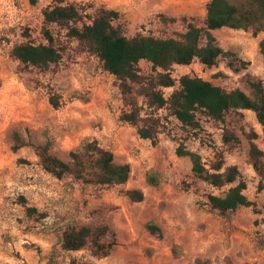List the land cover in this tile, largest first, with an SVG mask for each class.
<instances>
[{
	"label": "rangeland",
	"instance_id": "rangeland-1",
	"mask_svg": "<svg viewBox=\"0 0 264 264\" xmlns=\"http://www.w3.org/2000/svg\"><path fill=\"white\" fill-rule=\"evenodd\" d=\"M52 2L0 0V264H264V190L257 191L259 177L248 158L252 133L264 154V133L254 112L235 110L213 120L196 111L199 127H184L168 107L149 106L144 90L158 72L150 63L140 61L142 81L131 84L124 96L97 56L67 39L66 30L55 24L51 32L67 44L62 59L47 70L24 66L12 49L46 43L42 11ZM208 2L64 0L63 5L80 6L87 23L100 9L116 11L119 17L112 23L127 38L180 40L188 24L204 27ZM211 33L229 55L211 68L198 61L173 66L169 73L175 86L162 89L164 96L178 88L184 75L247 95L248 81H261L264 88L258 47L264 32L221 28ZM51 96L57 108L50 105ZM133 101L140 109L138 126L159 121L154 139L140 138L137 127L122 119ZM227 132L238 142L225 143ZM93 141L113 154L115 164L129 165L125 183L87 184L70 175L56 179L43 170L36 151L47 144L49 154L69 162V153ZM181 146L197 153L207 169L218 154L224 167L237 166L246 183L244 195L255 205L224 216L211 211L207 196H223L236 183L215 188L194 176L189 159L176 154ZM133 190L142 194L140 202L126 195ZM27 207L36 213L28 216ZM147 224L157 226L161 237L152 236ZM81 226H106L115 234L108 256L93 257L88 246L76 252L61 248L63 231Z\"/></svg>",
	"mask_w": 264,
	"mask_h": 264
},
{
	"label": "trees",
	"instance_id": "trees-1",
	"mask_svg": "<svg viewBox=\"0 0 264 264\" xmlns=\"http://www.w3.org/2000/svg\"><path fill=\"white\" fill-rule=\"evenodd\" d=\"M63 3L64 0H53L52 4L42 11V36L45 44L34 45L28 42L13 47L11 55L24 66L47 70L62 59L67 44L64 40L55 38L51 32L49 26L55 24L66 30L67 39L75 40L85 51L97 56L103 69L119 82L122 95H129L131 84H140L142 81L138 65L144 60L158 71L156 77L148 81L144 90L150 107H168L171 115L182 126L192 130L199 127L196 111H201L210 119L222 120L230 111L250 110L254 112L264 133V88L261 81H248L251 94L247 95L239 89L225 91L201 78L184 75L178 80V88L169 96L166 97L162 93V89L175 86V81L169 73L173 66H188L193 61H198L211 68L215 66L218 58L229 55V52L223 51L217 45L212 31L228 28L252 30L253 34L264 32V0H209L204 27L188 24L187 31L180 40L156 39L142 35L127 38L121 28L112 23L119 17L116 11L100 9L94 17H88L87 23L83 22L84 16L80 12V6L75 3ZM258 47L264 59V40L259 42ZM240 64L245 66L244 62ZM49 103L53 108L58 107L55 96L50 97ZM130 107V111L124 114L122 119L137 127L140 138L154 139L155 127L159 121L151 119L146 122L147 126H138L140 109L134 101ZM249 137L248 158L253 171L259 177L257 191L261 192L264 190L263 152L254 143L257 135L252 133ZM223 141L236 143L238 138L227 132ZM36 151L43 170L56 179L70 175L87 184L110 186L121 185L129 177V165L115 164L113 154L101 148L95 141L84 145L77 152L69 153V162L49 154L47 144L36 147ZM176 154L187 157L193 175L215 188L236 183L223 196H207L211 211L224 216L239 208L255 205L244 195L246 183L241 178L237 166L224 167L221 154H218L210 169L205 168L197 153L187 151L182 146L176 150ZM126 195L134 202L142 200V194L134 190L128 191ZM25 211L28 216L36 213V210L30 207L25 208ZM146 230L156 238L161 237L160 229L153 224H147ZM114 245L115 234L106 226L68 227L62 233L61 248L68 252H76L88 246L93 257L101 258L108 256Z\"/></svg>",
	"mask_w": 264,
	"mask_h": 264
},
{
	"label": "crops",
	"instance_id": "crops-1",
	"mask_svg": "<svg viewBox=\"0 0 264 264\" xmlns=\"http://www.w3.org/2000/svg\"><path fill=\"white\" fill-rule=\"evenodd\" d=\"M263 157H264V154H263ZM263 235V237H264V234H262ZM261 247H259L258 249H260ZM263 249H264V247H262ZM262 249V250H263ZM261 251V250H260ZM264 251V250H263ZM259 253V252H258ZM257 259V256H255V258H253V257H250V260L251 261H253V260H256ZM205 263H207V262H205ZM196 264H201V261H198V262H196ZM202 264H204V263H202Z\"/></svg>",
	"mask_w": 264,
	"mask_h": 264
}]
</instances>
